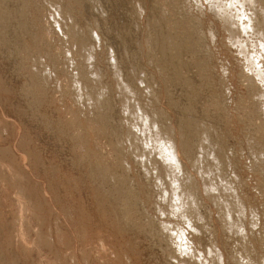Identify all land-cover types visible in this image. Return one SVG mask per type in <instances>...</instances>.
Segmentation results:
<instances>
[{"label": "rangeland", "instance_id": "obj_1", "mask_svg": "<svg viewBox=\"0 0 264 264\" xmlns=\"http://www.w3.org/2000/svg\"><path fill=\"white\" fill-rule=\"evenodd\" d=\"M230 1L220 0L230 15L251 20L243 31L234 27L231 37L220 33L226 30L218 19L221 29L214 34L201 0H0V264H86L81 261L84 252L92 264L103 259L118 263L123 256L125 262L128 253L133 264L163 260L161 255L155 261L153 251L165 241L151 239L142 227L146 216L157 221L153 214L161 185L166 192L163 221H173L171 230L185 227L178 214L170 216L175 202L169 182L174 179H165L168 169L156 153L163 142L178 155L175 183L181 217L193 221L189 224L196 230L203 217L201 224L218 242L224 231L229 264H264V83L249 67L250 60H262L257 56L264 44V0L252 6L239 0L231 8ZM219 35L230 38L231 55L221 54ZM248 55L253 57L248 60ZM225 68L235 88L248 76L254 79L251 85L248 80L241 84L250 94L234 101L231 112L224 98L229 90L222 88ZM132 104L133 115L128 113ZM210 182L215 190L206 192ZM189 199L194 201L188 203L191 208ZM241 200L243 214L235 208L226 216L238 225L249 224L250 232L234 242L223 221L217 225L218 215L223 216L218 208L228 201L236 202L229 207H237ZM213 201H218V210ZM125 214L133 225L127 222L122 236L111 224ZM193 214L199 215L197 220ZM102 215L106 223H101ZM213 218L222 232L214 234L209 224ZM61 232L70 236L62 240L73 242V254L59 244ZM84 232L92 242L83 238ZM237 242L240 253L234 252ZM191 246L190 255L180 256L182 264L202 262V251H196L200 247ZM209 258L217 264L216 257Z\"/></svg>", "mask_w": 264, "mask_h": 264}, {"label": "bare ground", "instance_id": "obj_2", "mask_svg": "<svg viewBox=\"0 0 264 264\" xmlns=\"http://www.w3.org/2000/svg\"><path fill=\"white\" fill-rule=\"evenodd\" d=\"M202 1V5L201 6H203V8L202 9H207V12L209 11V15H207V14H205V15H207L208 17H207V19H211L212 20V22L211 21H209V22H207L208 24H209V27L211 26V24H212V26H213V28H212V26H211V28L210 29H212V31H214V34L216 35V33L218 32V30L219 29H221L220 28V25H218V21H221L222 23H223V25H221V26H223L224 27V29L226 30V32H222V29H221V32L220 33H228L229 35H230V33L232 34V35H234L235 34V31H234V27L236 28V32H239L240 30L241 31H243V28L245 29L246 27H247V25H248V23L251 21L250 19H249V17L246 19L245 17L243 18V15L242 14H240V13H238L239 14V17H235V15L234 16H232V15H230V13L228 12V8L226 7V6H223L222 4H221V2H220V0H212V2H213V5H211L210 3H209V1L208 0H206V2L207 3H209L208 5L205 3V1L204 0H201ZM239 2V0H232V1H230L229 2V7L231 8L232 6H236L237 4H239L238 3ZM241 2H244V4H247V5H251L252 6V4H254V2H255V0H241ZM256 2H259V1H256ZM256 2H255V4H256ZM263 2V1H262ZM238 6V5H237ZM254 6V5H253ZM263 6V5H262ZM261 6V7H262ZM214 9V10H213ZM242 9V8H241ZM256 10V9H255ZM263 10H264V8L263 9H261V12L263 13ZM241 10H239V12H240ZM238 12V11H237ZM260 12V11H259ZM206 13V12H205ZM242 13V12H241ZM256 13V12H255ZM254 13V14H255ZM262 13H260V14H262ZM258 14V13H257ZM204 15V16H205ZM263 15H264V13H263ZM241 16V17H240ZM261 17V16H260ZM200 18V17H199ZM255 18V17H254ZM214 19H218V21L216 22ZM204 20H206V18L204 19ZM203 20V21H204ZM206 21H208V20H206ZM206 21L204 22L205 24H206ZM204 23H203V25H204ZM211 23V24H210ZM207 24V25H208ZM222 27V28H223ZM210 29H208V30H210ZM214 29V30H213ZM211 31V30H210ZM208 32V31H207ZM230 32V33H229ZM209 33H211V32H208V34ZM213 33V32H212ZM219 33V32H218ZM224 34V35H225ZM210 35V34H209ZM220 35H222L223 36V34H220ZM219 35V36H220ZM228 35V36H229ZM212 36H213V34H211L210 35V37L212 38ZM217 36V35H216ZM222 36H220V38H221V40H222V45L224 46V48H221V54L222 53H224L223 55L225 56V55H231L232 53H233V50L234 49H232V44L229 42L228 43V41H227V39L229 38H224V37H222ZM47 38V40H50V37L47 35L46 36ZM207 37H209V36H207ZM230 37H231V35H230ZM208 39H210V38H208ZM230 39V38H229ZM208 41H211V39L210 40H208ZM232 41V40H231ZM210 44H211V42H209ZM209 43H207V45L209 44ZM218 43H219V41H218ZM243 43V42H242ZM242 45V44H241ZM210 47H212V46H210ZM209 46H208V48H210ZM231 47V48H230ZM241 47H244V46H241ZM232 49V50H228V49ZM260 48H261V50H260V53H258V56H257V61L258 60H260V59H262L260 62H253L252 60H250L249 61V67H251L252 69L251 70H253L254 72H255V77L257 78H260V84H262V83H264V72L263 73H261V71H263V70H261V67L262 68H264V44H261V46H260ZM244 49V48H243ZM206 50H207V48H206ZM209 51V50H208ZM232 51V52H231ZM259 52V51H258ZM67 55H70L71 54V52L69 51V50H67ZM209 53V52H208ZM91 54H92V56H93V59H92V62H95L96 60H94V56H95V54L93 53V51H91ZM113 54H116L115 52H113L112 51V53H111V55L113 56ZM256 54V53H255ZM234 55V54H233ZM247 55V54H246ZM261 55V56H260ZM249 56V55H248ZM252 56V55H251ZM251 56H249L250 58H248V60L249 59H251ZM253 57V56H252ZM117 58V59H116ZM233 58H236L235 57V55H234V57ZM237 58H238V56H237ZM256 58V57H255ZM114 59H116V60H118V57L117 56H115V58ZM115 60V61H116ZM239 60V59H238ZM247 60V59H246ZM254 60V59H253ZM256 61V60H255ZM118 61H116V63H117ZM115 63V62H114ZM242 61H240V65L243 67V65L242 64H244V63H242ZM247 62H245V64H246ZM91 65V64H90ZM262 65V66H261ZM117 66V65H116ZM116 66H114V65H112V67H116ZM248 66V65H247ZM261 66V67H260ZM227 68V67H226ZM226 68H225V70H226ZM244 68H246V67H244ZM94 70V69H93ZM224 70V71H225ZM247 70V69H246ZM261 70V71H260ZM95 71H97V75L100 73L99 72V70H96V68H95ZM99 72V73H98ZM240 72V76L242 77H240L241 78V80L243 79V78H245V73H242L243 72V70H241V71H239ZM92 73V72H91ZM229 72L226 70V72L224 73L223 72V74H224V78H222V82L224 83V86H222V88L225 90V91H227V90H229V98H226V97H224L225 99H226V101H225V107H226V110H228V111H230L231 112V108L230 107H232L233 105H234V101L235 102H239V101H241V99H245V98H247V94H250V93H246L245 94V92L247 91V90H245V91H243V89H241L242 87L244 88V86H242L241 88H240V86H241V84L242 83H244V82H246L249 78H250V76H248L247 77V75H246V77L248 78V79H246L245 78V80H244V82H240L241 84L238 86V84H237V86L239 87V88H235L234 87V85H232V76L230 75V73L228 74ZM114 74V73H113ZM219 74V73H218ZM225 74H227V76L225 75ZM250 74V73H249ZM248 74V75H249ZM263 74V75H262ZM94 74H92L91 75V77L93 76ZM96 75V74H95ZM94 75V77H96ZM254 75V74H253ZM78 79H79V74L77 73V75H75ZM99 76V78H100V75H98ZM120 77V76H119ZM118 76H117V78H119ZM98 78V77H97ZM117 78H116V80H117ZM239 78V79H240ZM252 78H254V77H252ZM257 78V79H258ZM77 79V80H78ZM74 80H75V78H74ZM254 79H250V80H248L246 83H249V85H251V83L253 84V81ZM118 81V80H117ZM116 81V83L118 84V82ZM75 82V81H74ZM61 83H63L62 82V80H61ZM75 83H79V81L78 82H75ZM244 84V85H248V84ZM258 83V82H257ZM256 84V83H255ZM259 84V83H258ZM257 84V85H258ZM260 84H259V86H260ZM63 85V84H62ZM66 85V84H65ZM78 85V84H77ZM76 84H75V86H77ZM243 85V84H242ZM256 85V86H257ZM64 86V85H63ZM125 86V85H124ZM253 86V85H252ZM262 86H264V85H262ZM246 87H249V86H246ZM77 88H79L78 86L77 87H75V89L77 90ZM251 87H249V89H250ZM125 89V88H124ZM245 89V88H244ZM256 89V88H255ZM259 89H261V88H259ZM263 89V88H262ZM126 90V89H125ZM217 90H221V89H219V88H217ZM233 90H236V92L235 93H233L234 91ZM252 90H254V88L252 87ZM127 92V91H126ZM249 92V91H248ZM252 92V91H251ZM128 93V92H127ZM77 96H79V94L77 95ZM250 97V96H249ZM223 98V99H224ZM58 100V99H57ZM133 106H132V108L130 107V111H129V109H128V113H130L131 115H133V114H136L135 113V109L133 108L135 105L134 104H132ZM136 107V106H135ZM138 110H139V108H138ZM141 118V117H140ZM234 117H232V119H233ZM141 120H142V118H141ZM235 120H237V118H235ZM144 122V121H143ZM235 124V123H234ZM85 127H87V128H89V131L92 133V130H90V128L91 127H89V125H85ZM233 127H235L234 125H233ZM92 129V128H91ZM88 130V129H87ZM158 130V129H157ZM94 132V131H93ZM137 132V131H136ZM142 132V131H141ZM140 133V132H139ZM144 133V132H143ZM160 133V132H159ZM137 134L135 133V136H136ZM140 135V134H139ZM142 135V134H141ZM144 135V134H143ZM157 135V134H156ZM160 140V139H159ZM163 140V139H162ZM168 140V139H167ZM155 142H157V141H155ZM161 142V141H160ZM163 142V141H162ZM158 144V143H157ZM169 144V143H168ZM167 143H165V142H163V143H160V145L158 146V148H157V150H158V152L156 151V153H158L157 155L159 156V158H160V160L163 162V163H161V164H164L163 165V167L165 166L166 167V170H167V172H166V174H167V178H166V176H165V179L166 180H168L169 181V178H171V180H173V181H171L172 182V184H171V182H169V188L171 187V189H172V195H171V197H172V199H173V203L175 202V204L174 205H172V212H171V214H170V216H172V217H175L176 218V216H177V214L180 216L179 218L177 217L176 219L178 220V222H179V220H182V226H185V227H183V228H181V227H179V226H175V225H177V223L178 222H175L174 224V229H170V227H172L171 226V224H172V222L173 221H171V223H170V221L169 220H166V221H163V217H162V215H164L165 214V212H164V214H163V211H162V209H163V204H164V202H165V199H166V196H165V194H166V192L165 191H163L162 190V188H163V185H161V190L160 191H158L159 193L157 194L158 196L156 197L157 199V201H158V203L156 202V205H158V206H156L155 207V211H154V214H153V217L154 216H156L157 217V221L156 220H149L150 218H147V216H146V218L144 219V220H147L148 219V222H146V221H141L142 223V225L143 224H145L144 222H146L147 223V225H145V226H142L146 231H145V233L148 231L151 235V239H155V238H157V237H161L164 241H165V246H163L164 244L162 243V242H159V241H157V239H155L157 242H159V243H162V244H157L156 246L154 245V251H153V253H154V255H153V259L155 260V261H158L159 260V256H163V257H165L163 260H161L160 262H158V263H156V262H154V263H151V262H149V261H147V264H182L181 263V257L180 256H182V257H186V256H188V255H190V253H192L193 251L191 250L192 249V246L191 245H194V246H196V248H197V246H199L200 248H198V250L196 249V251H198V252H200V251H202V252H200V256H201V258H202V262L201 263H203V264H208V263H210V264H212L211 262L213 261V260H215V259H213L212 261H210L211 259L209 258V257H213L214 256V258L216 257V262H217V264H229V263H231L230 261H231V259L230 260H228L227 259V257H228V255L226 254L225 255V251L223 250V249H225V245H224V243L226 242V240H227V236L225 235V233H224V231L222 232V231H219V228H218V226H216L215 225V223L214 222H216V218L213 220L212 219V221L213 222H209V224L213 227V229H211V230H213L214 231V234L217 232V231H219V233L220 232H222L220 235L218 234V236H219V242L215 239V235H212L211 233H212V231L210 232V231H207V230H205L206 228L204 227L205 226V224L203 225V224H201V221H203L204 219H203V217H199V215L200 214H202V212H204V210H206V207L205 208H202V212L201 211H199V212H201V213H199V215L198 216H196V215H194L195 217H192V215H190L191 216V220H193V218H195L196 220H197V217H199L198 219H199V223H200V225L199 226H197V229L198 230H196V228L194 227V228H191L192 226L191 225H193V224H191L193 221H190L189 219H185V217L183 218V217H181L182 215L179 213L180 211H179V209H178V205H179V201H178V185L176 186V183H175V181H176V179L175 178H177L176 176H178V174H179V170H178V155H177V152H176V149H174L173 147H171V149L173 150H171L170 149V147H169V145H168ZM157 146V145H156ZM156 148V147H155ZM92 154V153H91ZM90 154V155H91ZM93 155V154H92ZM198 157V156H197ZM198 158H200V157H198ZM198 158H196V160L198 159ZM198 161V160H197ZM199 161H200V159H199ZM179 162H181V160L179 159ZM194 162H195V160H194ZM181 164H182V166H183V164H184V162H181ZM125 166H128L127 164L125 165ZM179 166H180V164H179ZM94 167V166H93ZM96 167H98V165L96 166ZM126 169H129L128 167H125ZM96 169V168H95ZM165 169V168H164ZM93 169H91V171H92ZM128 171V170H127ZM164 172V173H165ZM181 172H183V171H181ZM93 173V172H92ZM91 173V174H92ZM91 174H89V175H91ZM94 175V174H93ZM93 175H92V177H93ZM95 177V176H94ZM158 177V176H157ZM169 177V178H168ZM235 177H237V176H235ZM158 179V178H157ZM177 179H179V178H177ZM163 180V179H162ZM74 182V181H73ZM158 182H161L160 180L158 181ZM163 182V181H162ZM161 182V183H162ZM212 182H210V185L208 186V187H205V191L206 192H213L214 190H215V188L213 187V183L211 184ZM76 183H74L73 184V186H77V185H75ZM157 184H160V183H157ZM175 186H174V185ZM173 185V186H172ZM72 186V187H73ZM160 186V185H159ZM165 186V185H164ZM14 187H15V185H14ZM158 187V186H157ZM173 187V188H172ZM12 187H10V189H11ZM74 188H77V187H74ZM73 188V189H74ZM13 189V188H12ZM14 190V189H13ZM226 190V189H225ZM249 190L251 191V189L249 188ZM248 190V191H249ZM253 190V189H252ZM21 192V191H20ZM252 192V191H251ZM258 192V191H257ZM262 192H264V186L262 187V190H261V193ZM165 193V194H164ZM80 194L82 195V193L80 192ZM79 194V195H80ZM247 194V193H246ZM242 195H243V193H242ZM237 197V196H236ZM4 199V198H3ZM238 199H240V198H238ZM238 199H236V200H238ZM12 200V199H11ZM16 200V199H15ZM189 202H187L186 203V205L187 206H189V204L191 205V203H193V205H194V201H192V199H191V202H190V199L188 200ZM219 201V200H218ZM218 201H213L214 203H213V206L215 205L216 206V209H217V206L219 205H216V202H218ZM230 201V200H229ZM229 201H228V203H224V201L222 202V203H224V205L222 204L221 205V202H220V208H218V209H220L219 211H221L220 213H222V217L220 218L219 216H220V214L218 215V217H217V220H218V223H217V225L219 224L220 225V223H222V221H223V225L225 224V228L226 229H228V230H230L232 233V237L234 238V242H236L237 240H239V234L244 238V236H245V234H246V231H248V232H250V228H248V225L249 224H247V223H244L245 224V227H246V230H245V227H244V225H238L236 222H231L229 219H227L228 217L227 216H229L230 215V212L231 211H235V210H233V209H235V208H237V209H242V214H243V211H244V206L242 205L241 206V204H242V200H241V202H240V204L237 202V207H229L230 205H232V206H236L235 204H236V202L234 201H231L230 203H229ZM240 201V200H239ZM12 203V202H11ZM20 203V202H19ZM101 203H103V202H101ZM100 202L98 203V204H101ZM170 203V202H169ZM189 203V204H188ZM195 203H196V201H195ZM17 204V203H16ZM171 204V203H170ZM169 204V205H170ZM234 204V205H233ZM239 204V205H238ZM103 205V204H102ZM183 205V204H182ZM185 205V206H186ZM15 206H17V205H15ZM98 206V208H100V205H97ZM155 206V205H154ZM161 206H163L162 207V209H161ZM174 206V207H173ZM186 206V207H187ZM240 206H241V208H240ZM33 207V206H32ZM84 207V206H83ZM167 207V206H166ZM180 207V206H179ZM17 208H19V207H17ZM21 208V207H20ZM101 208H103V206H101ZM100 208V209H101ZM165 208V207H164ZM181 208H184V207H181ZM188 208V207H187ZM189 208H191V206H189ZM209 208H212V207H209ZM204 209V210H203ZM215 209V208H214ZM217 209V210H218ZM224 209L226 210V212L227 213H225V211H224ZM96 210H97V208H96ZM99 210V209H98ZM98 210H97V212H98ZM101 210H104V212H106L105 211V209H101ZM107 210V209H106ZM141 210V209H140ZM171 210V209H170ZM189 209H187V211H188ZM240 210L239 211H236L237 213H238V216H240L239 214H240ZM153 211H152V213H153ZM192 211V210H191ZM207 211V210H206ZM218 211V212H219ZM127 212V211H126ZM140 212V211H139ZM161 212H162V214H161ZM188 212H190V210L188 211ZM208 212H210V210L208 211ZM18 213V212H17ZM16 213V214H17ZM22 213V212H21ZM24 213V212H23ZM103 213V212H102ZM109 213V212H108ZM143 213V212H142ZM198 213V212H197ZM258 213V212H257ZM97 214V213H96ZM100 215H101V212L99 213ZM107 214V213H106ZM127 214V213H126ZM125 214V219L123 220H121V221H119V223L118 222H114V223H112L111 225L115 228V229H117V232L119 231V233L123 236V233H124V229L123 228H125V226H126V223L128 222V225H130V226H132L133 224L131 223V222H129V221H131L130 220V216H127ZM144 215H145V213H143ZM189 214H191V212L189 213ZM14 215H15V213H14ZM94 215V214H93ZM103 215H105L104 213H103ZM103 215L100 217H98V218H101L102 220H101V223H102V221L104 222V217H103ZM152 215V214H151ZM204 217H209L208 215V213L207 212H205L204 214ZM202 215V216H203ZM227 215V216H226ZM252 215H254V213H252L251 212V216ZM110 215H108V217H109ZM139 216H141V215H139ZM257 216V215H256ZM16 217H18V216H16L15 215V219H16ZM149 217V216H148ZM151 217V216H150ZM158 217H160L159 219H158ZM187 217H188V214H187ZM186 217V218H187ZM255 217V216H254ZM12 218H13V216H12ZM20 218V217H19ZM22 218V217H21ZM110 218V217H109ZM140 218V217H139ZM141 218H142V216H141ZM190 218V217H189ZM218 218H220V219H218ZM256 219L258 218V217H255ZM108 219V218H107ZM113 220L114 221V219L113 218H110V220ZM195 219H194V221H195ZM14 220V219H13ZM12 220V221H13ZM17 220V219H16ZM139 220V219H138ZM142 220V219H141ZM106 221V220H105ZM113 221H111V222H113ZM205 221L206 220H204L203 222L205 223ZM17 222H21V221H17ZM138 222H140V220L138 221ZM189 222H191L190 224H189ZM258 221H256L255 220V223H257ZM261 222V221H260ZM22 223V222H21ZM104 223H106V222H104ZM103 223V224H104ZM196 223H198V222H196ZM195 223V224H196ZM236 223V224H235ZM25 224H26V222H25ZM213 224V225H212ZM258 224V223H257ZM256 224V225H257ZM24 225V224H23ZM60 225V224H59ZM203 225V226H202ZM222 225V224H221ZM191 226V227H190ZM211 226H210V228H211ZM261 226V225H260ZM2 227V226H1ZM7 227V226H6ZM56 227V226H55ZM204 227V228H203ZM221 227V226H220ZM224 227V226H223ZM11 228V227H10ZM46 228V227H45ZM139 228H140V226H139ZM47 229V228H46ZM140 230H141V228H140ZM143 230V229H142ZM209 230V229H208ZM245 230V231H244ZM9 231H11L12 232V230H9ZM46 231V230H45ZM116 230H114V232H115ZM227 231V230H226ZM14 232V231H13ZM143 232V231H142ZM210 232V233H209ZM56 234H57V232H55ZM87 232H84L83 233V238H87V237H89V241H91V238H90V235L91 234H86ZM173 233V234H172ZM10 234V233H9ZM18 234H19V232H18ZM97 234H98V232H97ZM118 234V233H117ZM148 234V233H147ZM209 234H211V236L209 235ZM7 235H8V233H7ZM6 235V236H7ZM50 235V234H49ZM68 234L66 233V234H64L63 232H61L57 237V239H58V241L60 242L59 244L61 245V244H65V242L62 240V239H64V238H68V237H70L69 235L67 236ZM94 235V234H93ZM99 235V234H98ZM97 235V236H98ZM149 235V234H148ZM244 235V236H243ZM102 236V235H101ZM147 236V235H146ZM215 236V237H214ZM23 237V236H22ZM42 237V236H41ZM44 237H46V236H44ZM99 237H100V235H99ZM103 237V236H102ZM147 237H149V236H147ZM5 238V237H4ZM9 238H10V236H9ZM48 238H50V237H48ZM98 238V237H97ZM101 238V237H100ZM105 238V237H104ZM119 238V237H118ZM225 238V239H224ZM229 239H230V237H228ZM21 239V238H20ZM69 239V238H68ZM66 240V246H68V247H70V249H68V250H71V251H69V252H71L72 254H73V252H72V249H71V246L72 245H70L71 243H73V242H70L69 240ZM237 239V240H236ZM8 240H11V239H8ZM101 240V239H100ZM106 240V239H105ZM118 240V239H117ZM160 240V239H159ZM213 240H216L217 241V243H213L214 241ZM41 241V240H40ZM43 241H44V239H43ZM46 241V240H45ZM56 241V240H55ZM61 241H62V243H61ZM103 241V240H102ZM115 241H116V239H115ZM22 242V241H21ZM84 242V241H83ZM82 242V243H83ZM92 242V241H91ZM105 244H106V242L105 241H103ZM117 242V241H116ZM157 242H154V243H157ZM9 243H11V242H9ZM9 243H7V244H9ZM47 243V241L45 242V244ZM56 243H57V241H56ZM86 243V242H85ZM121 244H122V242H120ZM119 243V244H120ZM89 244V243H88ZM105 244H102V245H105ZM118 244V245H119ZM127 243H125V245H126ZM238 242L236 243V246H234L235 247V251L234 252H236V253H240L241 251H242V249H238V251H237V248H238ZM94 245V244H93ZM100 245V244H99ZM123 245H124V243H123ZM124 245V247L126 248V246ZM11 246V245H10ZM62 246V245H61ZM86 246V245H85ZM97 246H98V244H97ZM121 246V245H120ZM193 246V247H194ZM208 246V247H207ZM210 246V247H209ZM64 247V246H63ZM67 247V248H68ZM108 247V246H107ZM119 247V246H118ZM122 247V246H121ZM152 247H153V245H152ZM85 248H87V247H85ZM110 248V247H109ZM120 248V247H119ZM195 248V247H194ZM216 248V250L214 251V249ZM227 248V247H226ZM22 249V248H21ZM122 249H124V248H122ZM169 250V252H167L166 250ZM24 250V249H23ZM55 250V249H54ZM82 250V249H81ZM93 250H95L94 248H93ZM92 250V251H93ZM107 250H108V248H107ZM110 250V249H109ZM200 250V251H199ZM222 250V251H221ZM226 250V249H225ZM83 252H84V248H83V250H82ZM115 251V250H114ZM121 251V250H120ZM123 251V250H122ZM131 251V250H130ZM222 253H221V252ZM227 251V250H226ZM29 252V251H28ZM66 252V251H65ZM64 252V253H65ZM111 252V251H110ZM113 252V251H112ZM124 252H127L126 251V249H125V251H123V253ZM133 253V252H132ZM226 253H228V252H226ZM116 254V253H115ZM120 254H122V252L120 253ZM119 254V255H120ZM129 254V253H128ZM128 254H126V261L124 262L122 259H123V257H122V259L117 263V261H115V260H111V259H103L102 261L99 259V257H95V258H97V260H100V264H133L132 262V257H130V255H128ZM175 254H177V255H175ZM199 254V253H198ZM229 254V253H228ZM63 255H65V254H63ZM97 255V254H96ZM229 255H231V254H229ZM236 255H238V254H236ZM240 256H244V258L247 260L248 259V256L249 255H245V254H243V253H241V254H239ZM73 256V255H72ZM131 256H133V255H131ZM227 256V257H226ZM57 257V256H56ZM89 257H90V255H89V253H83V255H82V258H83V260H81V261H84L85 260V262H83V263H86V264H92V263H90V260H89ZM198 257V256H197ZM223 257V258H222ZM64 258V260H65V257H63ZM181 258V259H180ZM242 258V257H241ZM243 258V259H244ZM261 258H262V256H261ZM260 258V259H261ZM71 259V258H70ZM69 259V260H70ZM185 259V258H184ZM198 259H200V258H198ZM223 259V260H222ZM239 259V258H238ZM46 260V259H45ZM57 260V259H56ZM62 260V259H61ZM63 260V261H64ZM96 261V260H95ZM242 261H244V260H242ZM51 262V261H50ZM60 262H62V261H60L59 260V263ZM213 262H215V261H213ZM257 262H259L260 263V261H257ZM53 263V262H52ZM54 263H56V262H54ZM58 263V262H57ZM58 263V264H59ZM63 263V262H62ZM61 263V264H62ZM65 263V262H64ZM94 263V262H93ZM200 263V264H201ZM261 263H262V261H261ZM75 264V263H74ZM95 264H96V262H95ZM97 264H99V262H97ZM214 264V263H213ZM216 264V263H215ZM243 264H244V262H243ZM247 264H249V262L247 263Z\"/></svg>", "mask_w": 264, "mask_h": 264}]
</instances>
